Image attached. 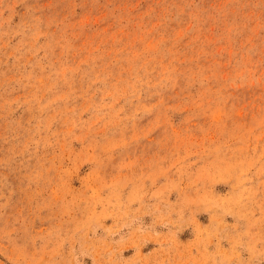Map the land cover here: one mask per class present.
<instances>
[{"label":"rangeland","instance_id":"374dc122","mask_svg":"<svg viewBox=\"0 0 264 264\" xmlns=\"http://www.w3.org/2000/svg\"><path fill=\"white\" fill-rule=\"evenodd\" d=\"M0 264H264V0H0Z\"/></svg>","mask_w":264,"mask_h":264}]
</instances>
